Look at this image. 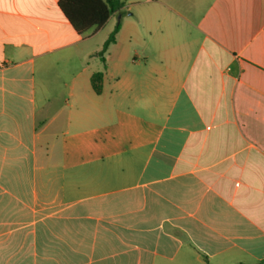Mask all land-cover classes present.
Returning a JSON list of instances; mask_svg holds the SVG:
<instances>
[{
  "label": "crops",
  "instance_id": "obj_1",
  "mask_svg": "<svg viewBox=\"0 0 264 264\" xmlns=\"http://www.w3.org/2000/svg\"><path fill=\"white\" fill-rule=\"evenodd\" d=\"M120 1L0 0V264H262L264 0Z\"/></svg>",
  "mask_w": 264,
  "mask_h": 264
},
{
  "label": "trees",
  "instance_id": "obj_2",
  "mask_svg": "<svg viewBox=\"0 0 264 264\" xmlns=\"http://www.w3.org/2000/svg\"><path fill=\"white\" fill-rule=\"evenodd\" d=\"M58 6L73 29L81 34L91 28H100L111 13L120 11L123 2L120 0H58ZM119 28L118 22L105 40L100 51L101 55L115 41ZM102 76V72H96L90 78L92 89L96 94L101 92ZM261 263L264 264V259Z\"/></svg>",
  "mask_w": 264,
  "mask_h": 264
},
{
  "label": "rangeland",
  "instance_id": "obj_3",
  "mask_svg": "<svg viewBox=\"0 0 264 264\" xmlns=\"http://www.w3.org/2000/svg\"><path fill=\"white\" fill-rule=\"evenodd\" d=\"M105 32V31H104ZM102 35H103V33H102ZM98 38H101V35L98 37ZM97 40V39H96Z\"/></svg>",
  "mask_w": 264,
  "mask_h": 264
}]
</instances>
